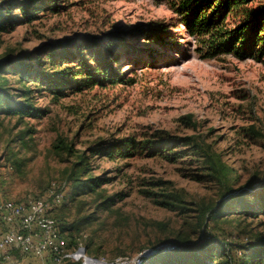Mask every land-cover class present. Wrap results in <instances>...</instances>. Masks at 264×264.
Returning <instances> with one entry per match:
<instances>
[{"label":"rangeland","instance_id":"rangeland-1","mask_svg":"<svg viewBox=\"0 0 264 264\" xmlns=\"http://www.w3.org/2000/svg\"><path fill=\"white\" fill-rule=\"evenodd\" d=\"M19 1L0 4L11 5L18 19ZM173 3L46 0L37 19L22 20L0 34V60L76 37L101 41L119 32L126 41L113 67L119 74L116 83L64 91L65 97L58 99L48 88L27 83L21 88H29L37 111L30 117L0 115V198L26 203L44 197L52 184L68 186L59 216L67 226L81 229L76 237L83 248L91 244L85 251L89 258L109 263L133 258L151 246L172 244L177 234L197 242L202 233L214 236L242 254L264 240V217L246 218L230 211L217 221L199 224L197 210L218 209L223 203L221 190L202 175L204 159L174 140L191 137L219 155L238 173L235 194L264 186V59L208 57L203 39L190 36ZM262 4L264 0H253L246 8ZM243 20V15L231 14L222 26L232 29ZM146 28L159 31L166 43L129 37L133 30ZM6 78L12 96L18 94L15 77ZM162 139L172 140L170 147L151 155L152 144ZM58 140L73 143L77 154L129 140L138 149L114 158H90L88 153L84 172L75 166L76 155H55L52 147ZM91 178L102 182L96 193L73 189ZM157 182L164 185L155 187ZM164 189L180 195L188 211L164 209L146 193ZM96 194L116 199L105 210ZM233 256L237 262L241 253L233 251ZM20 260L37 264L29 258Z\"/></svg>","mask_w":264,"mask_h":264},{"label":"trees","instance_id":"trees-1","mask_svg":"<svg viewBox=\"0 0 264 264\" xmlns=\"http://www.w3.org/2000/svg\"><path fill=\"white\" fill-rule=\"evenodd\" d=\"M54 0H51L53 2ZM173 1L174 9L181 17V23L190 36L203 39L206 45L208 57L214 58L220 55H228L237 60L264 59V4L256 9L246 8L253 0H158ZM46 0H21L18 3L19 18H15L11 5L0 4V34L10 32L22 20L30 23L37 19L36 15ZM56 6L51 11L57 13ZM243 15L244 20L232 29L223 28L224 20L231 14ZM19 20V22H18ZM133 35L151 40L155 44L164 45L166 42L161 33L153 28L135 29ZM205 39V40H204ZM62 40L55 44H46L40 50L31 54H20L16 57H5L0 60V115L11 117H30L34 109L30 103L29 88L22 89L27 83L38 84L44 89H49L52 96L58 98L65 97L64 91L80 92L84 88L103 86L108 82H115L119 78L113 69L117 63V52L126 41L117 32L110 38L101 41L92 37H76L72 41ZM6 75L14 76L20 86L18 94L12 96V92L7 88ZM22 86V88H21ZM177 145L190 146L204 159L202 168L203 176L215 183L221 190L223 203L218 209L203 207L197 210V220L200 225L207 224L208 221H217L224 215H229L230 211L234 215H242L246 218L264 217V186L257 189L250 188L247 184V192L235 194L233 185L239 179L238 173L224 164L219 155L211 152L207 146L204 147L194 141L193 138L174 139ZM172 143L170 139H162L154 145L155 155ZM151 143H147L150 146ZM73 143L58 140L52 147L55 155L60 157L64 154L72 157L76 155L75 166L87 170V155L90 158L104 156L109 158L125 157L127 150L134 152L138 149L134 140H129L122 145H113L105 148H89L77 154L73 149ZM179 155V153L175 154ZM17 163V162H16ZM75 167V169H77ZM78 180H74L76 183ZM102 182L100 179L91 178L85 184H78L75 189L83 193H96ZM155 187H162L164 184L157 182ZM68 190V186H66ZM148 197L155 198V203L169 211L175 209L188 211L184 208V200L176 192L160 190L159 193L146 192ZM100 202L99 206L109 210L116 195L104 197L96 194ZM75 193L71 195L73 199ZM62 206V205H61ZM60 208V207H59ZM56 208L51 217L58 223L59 231L67 243L68 249H76L80 240L77 235L81 232L78 226H67L59 216L60 210ZM201 241H191L189 237L177 234L170 245L171 249L160 251L146 258L142 264H264V240L259 239L257 244L248 249L246 254L243 250L234 248L233 244H226L218 241L214 236L206 237L201 235ZM168 241V240H166ZM160 245V244H159ZM154 245L149 249L153 250L159 246ZM91 247L87 243L84 247L88 251ZM148 249V248H147ZM144 251V249L142 250ZM141 251V252H142ZM233 251L241 253V258L236 262ZM87 254V253H86ZM64 264H80L79 262L65 261Z\"/></svg>","mask_w":264,"mask_h":264},{"label":"built area","instance_id":"built-area-1","mask_svg":"<svg viewBox=\"0 0 264 264\" xmlns=\"http://www.w3.org/2000/svg\"><path fill=\"white\" fill-rule=\"evenodd\" d=\"M64 188L52 184L44 197L21 203L0 198V264H23L29 258L37 264H142L152 256L144 250L133 258H119L113 263L87 256L80 245L76 250L67 247L58 223L51 217L65 199Z\"/></svg>","mask_w":264,"mask_h":264},{"label":"water","instance_id":"water-1","mask_svg":"<svg viewBox=\"0 0 264 264\" xmlns=\"http://www.w3.org/2000/svg\"><path fill=\"white\" fill-rule=\"evenodd\" d=\"M170 249H171V246L170 245H163V246H159L156 249L151 250V252H152V254H156L157 252L167 251V250H170ZM90 260H93V259H90Z\"/></svg>","mask_w":264,"mask_h":264},{"label":"crops","instance_id":"crops-1","mask_svg":"<svg viewBox=\"0 0 264 264\" xmlns=\"http://www.w3.org/2000/svg\"><path fill=\"white\" fill-rule=\"evenodd\" d=\"M23 264H28V263H23ZM29 264H32V263H29ZM35 264V263H34Z\"/></svg>","mask_w":264,"mask_h":264}]
</instances>
